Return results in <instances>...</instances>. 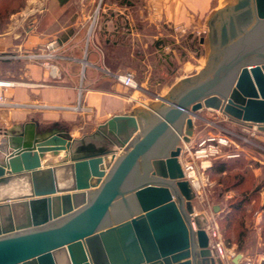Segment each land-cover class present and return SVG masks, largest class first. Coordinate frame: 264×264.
Listing matches in <instances>:
<instances>
[{
    "label": "water",
    "instance_id": "1",
    "mask_svg": "<svg viewBox=\"0 0 264 264\" xmlns=\"http://www.w3.org/2000/svg\"><path fill=\"white\" fill-rule=\"evenodd\" d=\"M209 24L205 67L150 113L115 115L79 139L33 122L4 133L0 264H215L181 144L202 110L264 133V0H238Z\"/></svg>",
    "mask_w": 264,
    "mask_h": 264
},
{
    "label": "crops",
    "instance_id": "2",
    "mask_svg": "<svg viewBox=\"0 0 264 264\" xmlns=\"http://www.w3.org/2000/svg\"><path fill=\"white\" fill-rule=\"evenodd\" d=\"M97 1L23 0V6L10 14L11 19L4 23L0 21V55L32 51L55 39L64 56L55 79L36 63L0 61V65L7 67L0 77L32 84L9 91L8 97L20 106L0 108L3 133L18 131L22 125L33 122L39 130L58 128L79 139L115 115L150 113L161 101L145 107L148 97L144 92L123 87L109 73L132 69L136 76V67H140L151 78L141 81L140 85L148 83L157 92L164 90L162 96H157L159 100L166 97L181 79L191 77L205 67L211 52L207 40L210 20L215 13L235 5L238 0H103L92 37L86 43V32ZM225 14L223 19L226 21ZM221 20L217 21V26ZM180 26L206 29V38L200 41L206 51L202 63L188 43L168 39L170 30ZM159 79L165 81V85L159 83ZM78 97L86 108L81 114L71 109ZM253 132L256 139L264 142V133ZM245 154L253 156L252 152ZM63 155V152L57 157L46 154L42 163L55 165ZM258 156L251 157L260 164L252 168L255 186L264 180V161L260 154ZM239 194L237 190L229 189L225 198L229 200ZM256 229V254L249 257L247 252H240L238 264L264 262L261 242L264 236L261 238V231Z\"/></svg>",
    "mask_w": 264,
    "mask_h": 264
},
{
    "label": "rangeland",
    "instance_id": "3",
    "mask_svg": "<svg viewBox=\"0 0 264 264\" xmlns=\"http://www.w3.org/2000/svg\"><path fill=\"white\" fill-rule=\"evenodd\" d=\"M100 1L102 3L103 0H98L97 2L100 3ZM18 3H21V0L1 1V9L7 11V14L4 15L1 21L2 23L7 22L8 19L12 18L10 14L16 12L15 7ZM206 35L207 31L204 28L200 30H192L180 26L173 27L170 30V38L168 39H171V42L174 39L177 43L180 41L188 43L193 50H196V59L202 63L206 51L204 43L202 45L200 44V41L201 39H205ZM6 68L7 67L4 65H0V74L3 73ZM136 69L137 75H134V77L139 88L132 91H141L145 93L143 94L146 98L148 97L146 99L147 103L144 105L145 107L157 104L160 102L157 96H162L164 90L162 89L163 91L157 92L154 90L153 86H148V83L146 86H141V81H150L151 78H148L146 73L140 67H136ZM125 71H131L134 73L132 69H125ZM159 83L165 85V81H162V79H159ZM154 87L157 86L154 84ZM144 89H146V91ZM153 91L157 93H154ZM193 123L194 134L186 147H184L183 143L181 144L179 161L182 170L185 169L186 165H191L195 171V178L192 180L194 184L187 180L196 193L193 200L194 212L196 214H203L206 217L208 221L207 227L213 226L217 229L219 239L226 251L230 253V257L232 253L237 255L240 252H247V256L254 257L257 251V235L255 234L257 230L256 227L261 231V238L264 236V180L255 186L252 168L259 166L260 164L259 162L254 161L251 157H255L256 155L259 157L258 155L260 154L262 156H260L261 160L264 161V142H260L256 139V134H253V131H256L255 129H247L231 123L218 112L202 110L197 113V117L193 119ZM3 132L4 131L0 129V145L4 140ZM224 138L228 140L229 144L227 146L221 144ZM197 149H204L205 153L198 157L194 152ZM215 150L217 151L216 154ZM245 152H252L253 156L250 154L246 155ZM3 156L4 155L0 153V159H2ZM222 163H225V165L231 170L226 173L218 174L214 170ZM236 172L244 173L243 175L250 180V189L252 188L251 191H254L255 196L251 198L243 208V221L239 219L241 216L240 212L237 216L238 219H236V221L232 223V226L229 227L223 221L224 216L228 213L227 211H229V208L227 207L228 199L225 198L227 191L221 190L222 186L219 181L226 175L228 176L230 173ZM27 189L23 183H20V186L16 185L15 188L19 195L28 193ZM8 190L11 191V188ZM215 206L218 207L216 212L213 210ZM241 231H245L244 238H238V233ZM261 242H263L262 250L264 251V241ZM238 243H241V250L237 249ZM212 254L215 264H229V259L221 261L214 253Z\"/></svg>",
    "mask_w": 264,
    "mask_h": 264
},
{
    "label": "built area",
    "instance_id": "4",
    "mask_svg": "<svg viewBox=\"0 0 264 264\" xmlns=\"http://www.w3.org/2000/svg\"><path fill=\"white\" fill-rule=\"evenodd\" d=\"M100 3L97 4L95 11L93 12L90 18V24L86 32V43H88L92 37L94 27L98 19ZM60 51L61 50L59 45L57 44V41L55 39H51L32 51H26V52L22 51L18 53H11V54L8 53L6 55H0V61L24 60L29 63H36L41 65L45 69L49 77L55 79L58 78L59 75V67H60L59 64L62 60H64V56ZM109 75L116 82L120 83L125 88L131 90H137L139 88V85L135 80L134 74L131 71H126L124 73H116V74L109 73ZM22 85H30V84L23 82L22 80L0 77V108H14L20 106V104L14 102L12 99L8 97V93L10 90L14 89L15 87ZM80 94H81V87L78 88V95L80 96ZM71 109L78 114L84 113L86 111V108L82 105L79 97L77 103ZM221 144L227 146L229 143L228 140L224 138ZM188 152L190 153L189 150ZM194 152L195 155H197L198 157L205 153L204 149H197ZM198 152L201 153L198 154ZM216 153L217 151L215 150V154ZM183 172H184V178L188 180L190 183L192 182V184H194L192 180H194L195 178V171L193 170L192 166L186 165ZM207 234L211 242L210 248L212 253H214L219 260L226 261L227 259H229V264H233L232 259H234L237 255L232 253L230 257V253L226 251L221 240L219 239V234L217 229L214 228L213 226L207 227ZM244 264H250V263L246 261Z\"/></svg>",
    "mask_w": 264,
    "mask_h": 264
},
{
    "label": "trees",
    "instance_id": "5",
    "mask_svg": "<svg viewBox=\"0 0 264 264\" xmlns=\"http://www.w3.org/2000/svg\"><path fill=\"white\" fill-rule=\"evenodd\" d=\"M0 0V4H1ZM23 6V2L21 0V3H18L15 7V11H17L19 8ZM0 5V9H1ZM3 10V11H2ZM7 14V11L5 9L0 10V21H2L4 15ZM231 169L225 165V163H222L220 166H218L214 171L218 174L226 173L227 171H230ZM244 173H230L228 176L226 175L224 178H222L219 183L222 186V191H227L229 189H235L240 194L237 197H234L232 199H229L227 201L229 212L224 216V223L228 225L229 227L232 226V223L236 221L238 213L241 212V216L239 219L243 221V208L246 206V204L250 201L251 198L255 196L254 191H251L250 189V183L247 177L243 175ZM242 224V222H241ZM242 227V226H241ZM245 231H241L238 233V238H244ZM237 249L241 250L242 246L241 243H238ZM261 264H264L262 262Z\"/></svg>",
    "mask_w": 264,
    "mask_h": 264
},
{
    "label": "bare ground",
    "instance_id": "6",
    "mask_svg": "<svg viewBox=\"0 0 264 264\" xmlns=\"http://www.w3.org/2000/svg\"><path fill=\"white\" fill-rule=\"evenodd\" d=\"M199 153H201V152H198V154H199ZM182 171H183V170H182ZM192 174H193V173H192ZM192 174H191V175H192ZM183 175H184V172H183ZM4 191L6 192V191H8V190H4ZM0 193L3 194L4 192H0ZM17 193H18V192H17ZM1 194H0V195H1Z\"/></svg>",
    "mask_w": 264,
    "mask_h": 264
}]
</instances>
